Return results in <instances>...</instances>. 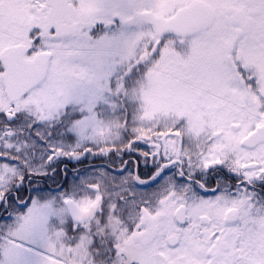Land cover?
<instances>
[{"label":"snow or ice","instance_id":"1","mask_svg":"<svg viewBox=\"0 0 264 264\" xmlns=\"http://www.w3.org/2000/svg\"><path fill=\"white\" fill-rule=\"evenodd\" d=\"M0 264H264V0H0Z\"/></svg>","mask_w":264,"mask_h":264},{"label":"flooded vegetation","instance_id":"2","mask_svg":"<svg viewBox=\"0 0 264 264\" xmlns=\"http://www.w3.org/2000/svg\"><path fill=\"white\" fill-rule=\"evenodd\" d=\"M138 153H128L126 150L122 156H112L109 157H96L91 158L90 160H85L82 164H76L67 159H64L63 162L58 165V174H51L53 179H46L43 183V186L46 188L55 189L57 187V183L54 181L64 182L65 180L68 183L72 182L73 177L75 176L76 170L84 172L88 171V174H95V170L99 168H103L107 173L111 176L116 177L118 180L121 178V168L123 167L121 161H129V170L132 174L140 175L142 179H147L150 175V172L146 170L143 163H141L138 167L135 165L134 161L137 157ZM65 165H67V173L63 171ZM128 171L123 173V176H127ZM156 188L155 185L143 186L142 190L146 193H150L154 191Z\"/></svg>","mask_w":264,"mask_h":264}]
</instances>
